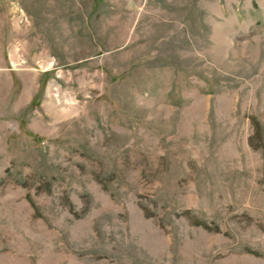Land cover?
I'll return each mask as SVG.
<instances>
[{"label": "rangeland", "instance_id": "rangeland-1", "mask_svg": "<svg viewBox=\"0 0 264 264\" xmlns=\"http://www.w3.org/2000/svg\"><path fill=\"white\" fill-rule=\"evenodd\" d=\"M0 264H264V0H0Z\"/></svg>", "mask_w": 264, "mask_h": 264}]
</instances>
